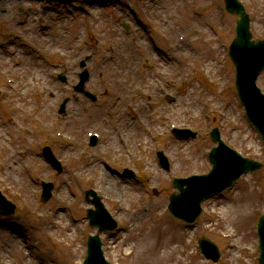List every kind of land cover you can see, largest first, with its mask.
I'll list each match as a JSON object with an SVG mask.
<instances>
[{"label":"rangeland","instance_id":"1","mask_svg":"<svg viewBox=\"0 0 264 264\" xmlns=\"http://www.w3.org/2000/svg\"><path fill=\"white\" fill-rule=\"evenodd\" d=\"M239 1L250 16L252 40L264 41V0L258 6ZM237 20L224 0H0V191L17 207L14 217L0 215V252L16 235V224L24 234L0 255V264H28L24 251L33 253L29 264H81L89 236L97 233L87 220L93 208L85 200L88 191L118 223V230L101 235L112 264L152 263L141 256L149 243L169 244L167 264H214L200 254L202 237L218 246L216 264H260L256 231L264 215V168L207 201L194 226L167 211L178 193L173 179L211 171L214 129L229 147L264 164V144L238 100L228 55ZM49 41L63 50H49ZM85 59L86 90L97 95L95 103L72 88ZM18 65L41 75H15ZM18 83L31 88L25 99ZM258 86L264 92V73ZM66 99L64 117L59 108ZM127 124L133 125L130 136ZM173 128L196 135L178 140ZM90 133L99 135L94 148ZM118 136L129 140V150L133 146L132 159ZM45 147L62 161V175L45 161ZM117 150L125 159L114 160ZM158 152L168 157L169 172L160 168ZM102 170L118 191L102 186ZM124 170L136 178L122 179ZM42 182L55 186L46 204ZM60 215L66 218L58 224Z\"/></svg>","mask_w":264,"mask_h":264},{"label":"water","instance_id":"2","mask_svg":"<svg viewBox=\"0 0 264 264\" xmlns=\"http://www.w3.org/2000/svg\"><path fill=\"white\" fill-rule=\"evenodd\" d=\"M227 8L230 13H236L239 20L237 22V38L230 48V56L237 68L236 85L239 92V98L246 107L247 115L253 125L257 128L264 140V96L255 88L254 81L260 72L264 69V42L254 44L251 42L250 20L243 7L236 0H226ZM183 138L182 136H178ZM187 138V137H184ZM213 142L219 143L220 147L214 149L210 156L214 165L211 176L203 178H194L188 181L178 180L175 187L181 192L180 195L171 197V212L174 216L188 222H194L201 213L202 201L210 195L222 191L227 186H231L237 178L249 171L261 169V164L240 158L236 153L232 162L223 150L226 146L221 142L218 131L212 134ZM45 156L48 161L59 171L60 165L53 157L50 150H45ZM233 158V157H232ZM188 185V189L184 186ZM45 199L50 196L51 186H46ZM90 194V193H89ZM96 211L89 212L91 226H99L100 231L104 232L116 228V223L111 219L100 200L96 198L94 202ZM16 207L8 202L0 193V212L12 215ZM259 234L261 236L262 256L264 261V217L259 224ZM202 249L208 257L215 262L219 259V253L216 247L208 240L200 241ZM101 244L99 237L90 238L88 247V257L84 264H108L104 261L100 250ZM212 250V254L210 251Z\"/></svg>","mask_w":264,"mask_h":264},{"label":"bare ground","instance_id":"3","mask_svg":"<svg viewBox=\"0 0 264 264\" xmlns=\"http://www.w3.org/2000/svg\"><path fill=\"white\" fill-rule=\"evenodd\" d=\"M57 1V0H56ZM58 1H62V0H58ZM238 2V0H236ZM257 2H259V0H253L252 4H255L256 6H258L259 4H257ZM243 7V10L245 11V13L247 14L248 16V13L246 12V8L244 5H242ZM259 7H261V9L264 8V4H261L259 5ZM226 10L228 9L227 6H225ZM229 11V10H228ZM234 16H237L236 13H232ZM249 17V16H248ZM239 20V18H238ZM249 20H250V17H249ZM185 42V40H184ZM183 42V43H184ZM261 42V41H260ZM264 42V41H262ZM253 43V42H252ZM256 43H259V42H255L254 41V44ZM5 46L8 47L9 50H16L14 47L15 45H13V43L11 42H6ZM3 48V47H2ZM48 48L49 50H63V48L61 47V44H57V45H54L52 41H49V45H48ZM116 50V49H115ZM23 65H18V67L14 70L15 72H13V74H18V73H22V75H26L27 73H32L33 75H37V76H40L41 75V71L38 69V68H35L34 69H30L28 66H25V67H21ZM29 75L27 77L31 78L33 77V75ZM38 79V78H35V80ZM29 83H34L32 81V79L30 81H26ZM16 84V82L14 83ZM19 84V83H18ZM19 88H21V90H23V92H20L19 93V96L21 97V99H25L28 94H29V90H31V88L29 89L28 85H25V84H19L18 85ZM19 111V110H18ZM126 127L129 129V131H127L126 135L127 136H130L132 135V131H133V125H130V124H127ZM127 142L129 143V140H127ZM112 145H117L115 144V141L112 143ZM130 145V144H129ZM139 145V144H138ZM133 148V146H131ZM132 151V150H131ZM117 153L121 156L122 153L120 150H117ZM133 157V153H130V159ZM148 172V171H147ZM102 173L103 175L99 178V181L100 183L102 184V186L104 187V185L106 184L108 190H111V191H118V187H114L113 183L111 182V180L109 179L110 177L108 176V174L106 172H104V170H102ZM116 189V190H115ZM104 191V190H102ZM247 206V205H245ZM147 211H150V210H147ZM241 212H243L242 210V206H241ZM65 216L64 215H60V216H57L56 217V222H61V221H65ZM59 224V223H58ZM62 226V225H61ZM65 229L67 228V225L65 224L63 226ZM16 230L13 231L14 234L16 235H12L10 234L8 236V240H10V242H8V244H6L4 247H3V250L2 252H0V255H3L4 252H6L9 248H14V246L17 244V243H21V240L19 239L18 236H24V234L22 233V228L20 227L19 223L16 224ZM64 229V230H65ZM66 231H68L66 229ZM68 234V233H67ZM18 235V236H17ZM69 235V234H68ZM75 236V235H74ZM169 247V244L168 243H163L162 245L159 244L158 247L156 248L155 245L153 244H148L147 247L145 246L144 247V251L142 252L141 256H144V258H148V259H151L153 258V261L152 263H147V264H167L170 260H171V254L169 251H167V248ZM163 250L164 252H160V250ZM25 253L23 254V258L25 259V263H30V260L32 257H33V253L32 252H28V251H24ZM132 254H135V252L132 251ZM34 256H38L37 254L34 253ZM41 261H45V259H43L42 257L40 258ZM8 261V260H6ZM176 264H179L178 262Z\"/></svg>","mask_w":264,"mask_h":264}]
</instances>
